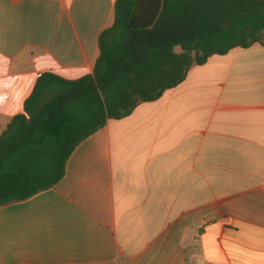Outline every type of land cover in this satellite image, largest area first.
Instances as JSON below:
<instances>
[{"label":"crops","instance_id":"0c3cea01","mask_svg":"<svg viewBox=\"0 0 264 264\" xmlns=\"http://www.w3.org/2000/svg\"><path fill=\"white\" fill-rule=\"evenodd\" d=\"M116 1L0 0V136L40 76L93 73ZM0 264H264V45L194 65L0 206Z\"/></svg>","mask_w":264,"mask_h":264},{"label":"trees","instance_id":"16d2710c","mask_svg":"<svg viewBox=\"0 0 264 264\" xmlns=\"http://www.w3.org/2000/svg\"><path fill=\"white\" fill-rule=\"evenodd\" d=\"M255 43L264 45V0H117L93 73L40 76L0 136V206L54 187L79 144L160 99L194 65Z\"/></svg>","mask_w":264,"mask_h":264},{"label":"rangeland","instance_id":"374dc122","mask_svg":"<svg viewBox=\"0 0 264 264\" xmlns=\"http://www.w3.org/2000/svg\"><path fill=\"white\" fill-rule=\"evenodd\" d=\"M180 49H181L180 47H176V49H175V50H176V51H179Z\"/></svg>","mask_w":264,"mask_h":264}]
</instances>
